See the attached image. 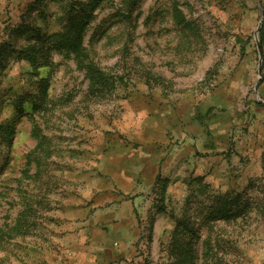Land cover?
<instances>
[{
    "label": "rangeland",
    "instance_id": "obj_1",
    "mask_svg": "<svg viewBox=\"0 0 264 264\" xmlns=\"http://www.w3.org/2000/svg\"><path fill=\"white\" fill-rule=\"evenodd\" d=\"M0 264H264V0H0Z\"/></svg>",
    "mask_w": 264,
    "mask_h": 264
},
{
    "label": "crops",
    "instance_id": "obj_2",
    "mask_svg": "<svg viewBox=\"0 0 264 264\" xmlns=\"http://www.w3.org/2000/svg\"><path fill=\"white\" fill-rule=\"evenodd\" d=\"M142 160L140 158L137 159V161L135 160L136 167L138 166V164L142 163ZM138 176H139V172L137 169L132 170L130 172H129V169L127 168L119 169L118 178L121 179L123 184L125 185L123 186L118 185L119 186L118 189H121V192L123 194L133 193V190L135 191V188H137V179H138L137 177ZM124 180L127 181V183ZM114 186L115 185H113L112 188L108 189V192L111 194V198L107 200L108 201L107 204H104L106 207L105 212H104V218L100 222H104V224L108 226L114 225L116 232H120V233L125 232L124 234L126 235V233L128 232L126 231V228H127L126 226L128 225L134 226L135 224L131 216V212L134 206L133 204H128L125 201L121 202L122 196L120 194H117L118 192L117 193L113 192ZM103 232H105L104 227H103Z\"/></svg>",
    "mask_w": 264,
    "mask_h": 264
},
{
    "label": "trees",
    "instance_id": "obj_3",
    "mask_svg": "<svg viewBox=\"0 0 264 264\" xmlns=\"http://www.w3.org/2000/svg\"><path fill=\"white\" fill-rule=\"evenodd\" d=\"M138 0H126V4L130 7V12L136 6ZM85 24V22H83ZM82 24V26H83ZM82 35L79 32V26L75 27L74 25L71 28H67L66 33L63 35V38H60V41H64V45L68 50H71L75 53V57L79 65L85 70L86 76L89 79L90 90H96L98 88H109L113 87L112 84L115 82V78L109 76L106 72L97 67L93 62H87L85 58V51L82 47ZM62 46V45H60ZM112 89V88H111Z\"/></svg>",
    "mask_w": 264,
    "mask_h": 264
},
{
    "label": "water",
    "instance_id": "obj_4",
    "mask_svg": "<svg viewBox=\"0 0 264 264\" xmlns=\"http://www.w3.org/2000/svg\"><path fill=\"white\" fill-rule=\"evenodd\" d=\"M259 51H260V64L262 63V52H261V49L259 47Z\"/></svg>",
    "mask_w": 264,
    "mask_h": 264
}]
</instances>
